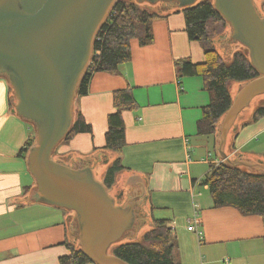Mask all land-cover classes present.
I'll return each mask as SVG.
<instances>
[{"label": "crops", "instance_id": "crops-1", "mask_svg": "<svg viewBox=\"0 0 264 264\" xmlns=\"http://www.w3.org/2000/svg\"><path fill=\"white\" fill-rule=\"evenodd\" d=\"M255 3L264 16V0ZM154 5L151 9H159L161 16L151 23L153 41L142 45L133 38L132 59L116 72L94 73L87 94L76 98V113L83 114L93 133H78L55 150L54 158L69 165L91 163L101 180L109 166L121 159L127 168L118 174L120 183L115 188L124 182L121 190L136 191L141 185L135 199L141 198L147 221H169L177 242L174 257L182 264H199V254L196 261L191 260L194 242L203 248V264H227V260L264 264L263 219L243 215L234 207L215 208L205 194L209 187L204 185L205 191L198 187L219 156L217 134L203 136L197 131L210 95L201 76L180 79L175 63L180 59L203 63L205 51L200 41L189 38L183 8ZM125 88L132 89L137 102L136 108L123 113L126 145L122 151L104 150L113 94ZM10 89L0 77V264H60V258L69 253L68 222L75 214L30 200L36 181L20 155L31 136L30 123L11 110ZM259 96L239 114L228 135L226 152L231 157L240 154L264 161V116L253 118L264 105V94ZM130 169L140 174V185L138 179H122V173ZM195 210L202 220V238L188 228ZM182 234L188 235L187 240Z\"/></svg>", "mask_w": 264, "mask_h": 264}, {"label": "water", "instance_id": "water-1", "mask_svg": "<svg viewBox=\"0 0 264 264\" xmlns=\"http://www.w3.org/2000/svg\"><path fill=\"white\" fill-rule=\"evenodd\" d=\"M119 1L0 0V77L13 89L11 110L36 131L26 158L36 181L30 200L74 212L79 244L97 264H129L109 250L137 224L134 191L125 189L124 195L122 191L115 196L97 179L91 163L69 165L55 159L54 153L74 124L76 98L92 63L97 33ZM161 1L186 8L198 0H137ZM212 1L229 24L231 41L248 49L259 73L234 91L220 121L218 155L231 166L264 172V161L226 152L239 114L264 94V16L255 0ZM125 176L138 179L140 185L141 176L134 169L123 172L122 179Z\"/></svg>", "mask_w": 264, "mask_h": 264}, {"label": "trees", "instance_id": "trees-1", "mask_svg": "<svg viewBox=\"0 0 264 264\" xmlns=\"http://www.w3.org/2000/svg\"><path fill=\"white\" fill-rule=\"evenodd\" d=\"M165 3L167 4L164 5L165 9L178 7L175 1ZM145 4L148 3L120 0L110 10L106 22L97 33L92 63L80 85L78 96L87 94L89 81L94 73L116 72L121 64L132 59L133 38H138L142 45L153 41L151 23L161 14L159 10L144 7ZM183 12L189 38L200 41L206 59L203 63H194L190 59L177 60L175 63L177 74L180 79L186 76L203 78L204 88L210 95V102L203 108L197 131L199 135L216 136L220 131V121L233 101L230 82L245 83L257 78L259 73L252 66L249 54L245 51L234 52L232 59L228 62L216 48L215 43L218 38L221 43L224 42L228 46L224 33L229 24L215 9L213 1H201L196 5L183 8ZM12 101L13 97H11ZM113 105L114 109L108 115V130L103 149L122 151L126 145V124L123 113L137 107L132 89L116 90L113 94ZM263 116L264 105H260L255 110L253 118L257 120ZM30 129L31 136L26 146L20 151V155L25 159L29 148L36 140V131L32 124ZM83 132L93 133V127L78 111L75 114L74 124L63 141L68 142L78 133ZM126 168L121 159H117L104 175L105 185L109 189L113 188L118 174ZM201 183L209 187L213 207H234L243 215H258L264 222L263 171L221 162L210 165L209 172L204 175ZM146 224H150V228L138 236L139 230ZM68 227L72 237L66 242L69 253L60 258V264H97L79 244V230L75 215L70 216ZM176 248V237L169 221L156 218L147 221L146 215L142 212L138 215L134 229L127 232L122 240L114 243L109 252L129 264H182L175 260Z\"/></svg>", "mask_w": 264, "mask_h": 264}, {"label": "rangeland", "instance_id": "rangeland-1", "mask_svg": "<svg viewBox=\"0 0 264 264\" xmlns=\"http://www.w3.org/2000/svg\"><path fill=\"white\" fill-rule=\"evenodd\" d=\"M201 1H204V0H198L197 2H196V4H198V3H200ZM212 1V0H211ZM257 0H255V2H256ZM159 3H161V5H163V7H164V5H167L165 2H159ZM163 3V4H162ZM195 4V5H196ZM153 6H155V5H153V4H150V3H148V4H145L144 5V7H148V8H150V7H153ZM159 10V9H158ZM225 38L227 39V45L228 46H226V44L223 42V43H221L220 42V38H218V39H216V48L219 50V52L221 53V54H223L224 55V57H225V59H226V61H230L231 59H232V55L234 54V52H236V51H238V50H241V51H245L246 53H248V49L244 46V45H242L241 43H232L231 42V37H230V34H231V32H230V29H229V26L226 28V31H225ZM5 79V78H4ZM6 80V79H5ZM8 83V82H7ZM242 83H238V82H236V81H232V82H230V90L232 91V93H234V91L241 85ZM9 85V84H8ZM258 97V96H257ZM260 97V96H259ZM255 99V98H254ZM252 100L253 101V103H254V101L255 100ZM251 104H252V102H251ZM251 104H250V106H248V107H246V108H249V107H251ZM29 126H30V124H28ZM65 142H67V141H62L58 146H57V148H56V150L58 149V147H60L61 146V144H63V143H65ZM235 159H238V157L237 158H235ZM206 170H208V168H209V165L208 164H206ZM95 176L97 177V179H99V180H101V176L98 174V173H95ZM103 181V180H102ZM117 183H120V181L118 180L117 181ZM124 184V185H123ZM123 184L121 185H118V188L116 189L115 188V186L116 185H114L113 186V188H111L110 189V191H111V193L113 194V195H118V194H120V192L121 191H125L124 189L123 190H121V188L122 187H126V183H124L123 182ZM198 187H199V189H200V191H205V189H204V185L202 184V183H200V184H198ZM125 193H123V195H124ZM205 194L206 195H210V197H211V194H210V191H209V189H207L206 190V192H205ZM211 201H212V199H211ZM178 207V209H179V211L183 214V206L182 205H179V206H177ZM74 213V212H73ZM150 228V224H146L145 226H143L140 230H139V233H138V236H141L144 232H146L148 229ZM193 235H197L195 232H193ZM187 237H188V235L187 234H182V238H185L186 240H187ZM187 242H189L190 244H191V241L190 240H188ZM198 242V241H197ZM192 249H191V252H193L194 254H193V256L191 257V260H193V261H196L197 260V254H199V256H198V259H199V264H203L204 262H205V260H206V257H205V255H204V253H203V248H202V250H200L199 248H198V243H197V246H196V243L194 242V243H192ZM201 247V246H200ZM175 260H177V257H175ZM246 260V259H245ZM191 262V261H190ZM220 264H225V262L224 261H221V262H219ZM227 263V262H226ZM227 264H230V262H229V260H228V263Z\"/></svg>", "mask_w": 264, "mask_h": 264}, {"label": "built area", "instance_id": "built-area-1", "mask_svg": "<svg viewBox=\"0 0 264 264\" xmlns=\"http://www.w3.org/2000/svg\"><path fill=\"white\" fill-rule=\"evenodd\" d=\"M221 162H225L223 158H221L220 156H218L217 158H215L212 162V164H220ZM189 222V230L196 232L200 238H202V231H201V224H202V220L200 217V213L198 212V210L194 211V215L188 219ZM228 262V260H227Z\"/></svg>", "mask_w": 264, "mask_h": 264}, {"label": "flooded vegetation", "instance_id": "flooded-vegetation-1", "mask_svg": "<svg viewBox=\"0 0 264 264\" xmlns=\"http://www.w3.org/2000/svg\"><path fill=\"white\" fill-rule=\"evenodd\" d=\"M133 192V191H132ZM135 192L137 193V191H134L132 193L135 194ZM136 195V194H135ZM137 196V195H136ZM119 201H121V198L118 199ZM141 198L139 199V197H136V204H135V207H136V212H137V220H138V215H140L143 211H142V205H141Z\"/></svg>", "mask_w": 264, "mask_h": 264}]
</instances>
